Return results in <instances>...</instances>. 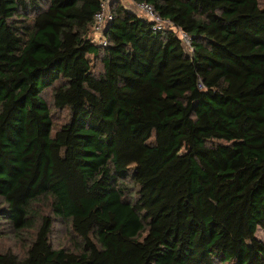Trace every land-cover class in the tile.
<instances>
[{"label":"trees","instance_id":"trees-1","mask_svg":"<svg viewBox=\"0 0 264 264\" xmlns=\"http://www.w3.org/2000/svg\"><path fill=\"white\" fill-rule=\"evenodd\" d=\"M101 1L0 0V264H264V7Z\"/></svg>","mask_w":264,"mask_h":264},{"label":"rangeland","instance_id":"rangeland-1","mask_svg":"<svg viewBox=\"0 0 264 264\" xmlns=\"http://www.w3.org/2000/svg\"><path fill=\"white\" fill-rule=\"evenodd\" d=\"M259 6L264 7V0H258ZM66 113L62 110L55 111L53 114V120L55 124H59L63 121H65ZM38 209V212L44 213L46 211V206L43 204L41 205L36 204L35 206ZM32 231H24L22 234H16L13 230L10 229L7 223H4L3 221L0 222V248L5 249L7 247L11 248L14 252L17 254H20L23 252V250L26 248ZM52 244L55 247H71L75 248V238L71 237V233L69 230V227L67 224L63 222L55 223L52 229L51 234ZM255 237L259 239L260 241L264 242V229L258 228Z\"/></svg>","mask_w":264,"mask_h":264},{"label":"built area","instance_id":"built-area-1","mask_svg":"<svg viewBox=\"0 0 264 264\" xmlns=\"http://www.w3.org/2000/svg\"><path fill=\"white\" fill-rule=\"evenodd\" d=\"M111 1L112 0H102L99 10L94 14L93 17V34L95 37V41H97L98 43H102L103 45L106 44V42L105 38L102 36V32L108 22L112 19V14L110 11ZM127 1L132 7L133 12L144 16L152 23V28L154 30H161L168 25L167 19L162 18L150 3L146 1ZM179 36L183 41L185 49L187 51H190V38L182 31H179Z\"/></svg>","mask_w":264,"mask_h":264}]
</instances>
